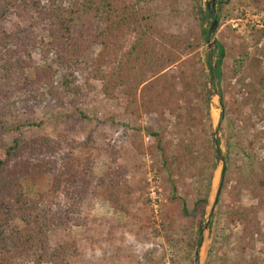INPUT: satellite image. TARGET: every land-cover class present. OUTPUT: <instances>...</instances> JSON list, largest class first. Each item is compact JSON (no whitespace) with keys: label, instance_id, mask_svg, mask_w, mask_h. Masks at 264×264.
Listing matches in <instances>:
<instances>
[{"label":"rangeland","instance_id":"rangeland-1","mask_svg":"<svg viewBox=\"0 0 264 264\" xmlns=\"http://www.w3.org/2000/svg\"><path fill=\"white\" fill-rule=\"evenodd\" d=\"M221 2L216 44H226L231 56L224 67L222 82L218 86L209 85L212 91L210 112L214 131L220 125L222 153L229 157L224 179L229 178L230 182L225 185L223 180L200 264H224V255L234 258L230 264H264V0ZM177 5L172 0L156 1L147 10L153 12L155 8L158 26L164 33L186 37L188 29L197 22L187 13L179 12ZM218 10L217 2V14ZM19 27L35 32L28 27V22H21L16 17L7 22L9 30ZM205 27L209 30L210 21ZM136 39L134 33L126 34L122 39L119 56L115 59L112 55V63L104 68L108 79L124 61ZM214 51L217 48L210 50L206 39L195 53L200 54L206 65L209 54ZM99 52L100 47H95L87 58H94ZM187 57H181L176 64L168 65L159 75L143 83L135 101L121 92L107 96L103 90L104 82L88 81L76 71H72L75 82L67 86L66 76L68 80L72 79L70 71L60 68L56 86L64 98V106L46 102L35 106L33 113L21 111L17 120H9V124L19 127L15 133L6 136L10 143L17 135L26 140L49 136L83 142L89 149L96 148L94 153L98 159L94 172L97 177L104 174L106 178L111 169L118 167L128 171L118 172L127 180L118 198L119 203H125V209L117 208L109 200L111 196H118L116 191H104V200L90 202L92 217L101 219L91 224V234L86 236L85 227L74 228L80 251L74 264H188L183 259L187 256L185 248L178 242L188 224L180 200L193 202L199 153L190 147L185 128L191 126L187 112L201 102L195 86L201 77L197 64ZM33 58L36 66H43L37 52ZM235 62L242 65L236 77L232 76ZM25 75L31 76L33 71L5 73L0 77V86L14 89ZM208 75L210 82L207 68V78ZM88 84L92 90L88 89ZM71 88L75 93L69 92ZM217 89L228 95L227 112L215 95ZM231 129L235 131L229 140ZM247 153L251 159L247 158ZM76 154L81 153L77 151ZM249 164L252 168L248 169ZM222 170L220 163L212 183L215 192ZM24 186L31 198L49 187L43 179L28 180ZM229 205L233 207H227ZM213 206L214 196L206 208L207 215ZM243 207L254 209L249 228L231 224L226 218L229 211L238 212ZM218 229L225 233L218 238L222 243L220 246L216 243ZM212 247L215 254L218 252L214 258H211ZM241 247L246 249V254L236 260L235 253Z\"/></svg>","mask_w":264,"mask_h":264},{"label":"trees","instance_id":"trees-1","mask_svg":"<svg viewBox=\"0 0 264 264\" xmlns=\"http://www.w3.org/2000/svg\"><path fill=\"white\" fill-rule=\"evenodd\" d=\"M156 1L167 0H0V77L14 70L33 71V75H25L14 89L0 86V264H74L80 254L74 228L85 227L86 236L91 234V224L101 219L92 217L90 202L104 200V191H116L117 199L111 196L109 200L117 208L125 209V203H119L118 198L127 180L118 172H128L122 167L116 170L110 167L109 173H105L108 177L104 174L97 177L94 172L98 159L94 153L96 148L89 149L83 142L49 136L26 140L17 135L10 143L6 136L19 127L9 124V120H17L21 111L33 113L35 106L46 102L64 106V98L56 86L60 68L70 71L72 79L66 76L67 86L75 82L73 72L76 71L88 81L104 82L107 96L121 92L135 101L143 83L159 75L168 65L176 64L183 56L197 64L201 77L195 83L201 102L187 112L191 126L185 128L190 147L199 153L197 183L193 202L180 200L188 224L178 237L187 254L183 259L194 264L219 159L214 147L209 85L218 86L222 82L223 70L231 54L226 44L218 43L217 51L209 54L206 67L200 54L195 53L208 37L205 26L211 15L204 0H172L177 2L179 12L187 13L197 22L188 29L186 37L168 35L159 28L155 8L153 12L147 10ZM222 5L219 0L218 20ZM12 17L28 22V27L35 32L21 27L9 30L7 22ZM128 33L136 34L137 39L108 79L104 68L112 63V55L117 59L123 48L122 39ZM95 47H100L99 54L87 58ZM35 52L43 66H36ZM207 68L210 82L209 75L206 77ZM241 68L238 62L233 63L232 76L236 77ZM87 86L93 89L90 84ZM69 92L75 93L72 88ZM217 92L227 112L228 95L220 89ZM234 131L230 130L229 140ZM231 147L232 143L229 149ZM77 151L81 154L77 155ZM246 155L251 159L249 153ZM224 157L226 173L229 157ZM42 179L49 187L35 198L29 197L24 183ZM229 182V178L224 179L225 185ZM253 213V208L243 207L238 212L229 211L226 218L231 224L249 228ZM224 235L223 229H218L216 243L222 244L218 238ZM214 249L212 247L211 258L218 254ZM244 254L246 249L241 247L235 253L236 260ZM224 256V264L234 260Z\"/></svg>","mask_w":264,"mask_h":264},{"label":"water","instance_id":"water-1","mask_svg":"<svg viewBox=\"0 0 264 264\" xmlns=\"http://www.w3.org/2000/svg\"><path fill=\"white\" fill-rule=\"evenodd\" d=\"M217 2H218V0H207L206 1V10L211 15V18L209 20L210 21V28L208 30V37H207V47L210 50H214V49L218 48V46L216 44L217 40L215 37L216 31H217V28L219 25L218 14H217ZM215 95L221 99V96L218 94L217 90H216ZM219 128H220V125L218 126L216 131H214L213 138H214V147H215L216 153H217L218 158H219L217 169H218L220 163L223 164L222 177H221V181H220L217 192H215L214 184L212 185L211 193L209 196L208 208L211 204V199L213 198V196H214V206H213V209L210 211L209 215L206 214V216H205L204 225H203L202 231L200 233L201 242L196 248L194 264H200L201 250H202V247L204 245L206 246V239L208 238V234H209V230H210V224H211V220H212V217L214 214V209L219 202L221 190H222V186H223V180L225 177L226 160H225V157L223 156L222 149H221L222 144H221V141L219 139V134H218ZM217 169H216V171H217Z\"/></svg>","mask_w":264,"mask_h":264},{"label":"bare ground","instance_id":"bare-ground-1","mask_svg":"<svg viewBox=\"0 0 264 264\" xmlns=\"http://www.w3.org/2000/svg\"><path fill=\"white\" fill-rule=\"evenodd\" d=\"M207 249V248H206ZM202 255H205V245L202 247V250H201V256Z\"/></svg>","mask_w":264,"mask_h":264}]
</instances>
